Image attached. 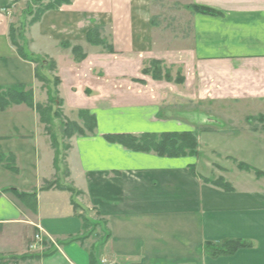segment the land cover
Returning a JSON list of instances; mask_svg holds the SVG:
<instances>
[{"label":"crops","instance_id":"0c3cea01","mask_svg":"<svg viewBox=\"0 0 264 264\" xmlns=\"http://www.w3.org/2000/svg\"><path fill=\"white\" fill-rule=\"evenodd\" d=\"M198 1L215 14L204 18V30L194 21L183 51L158 48L159 28L150 20L158 9L148 0H72L25 28L26 53L55 66L49 74L59 80L65 122L84 130L79 115L86 112L95 129L65 138L64 175H58L38 114L24 104L0 112V258L38 257L15 264H264V178L240 170L246 162L228 151L242 130L256 145L249 152H264V0H191ZM21 3L31 0H0V87L31 89L33 103L44 105L49 94L35 77L36 65L20 59L9 42L10 14L22 13ZM197 29L204 31L202 43ZM198 54H208L202 61L208 97L232 105L233 118L210 120L234 129L230 136L208 130V176L195 156L160 157L106 140L163 133L147 117L148 88L133 90L129 79L154 60L191 72ZM253 122L258 127L250 128ZM219 159L230 160L234 172ZM46 184L52 187L42 190ZM14 192L36 193L35 211ZM231 242L246 247L213 256Z\"/></svg>","mask_w":264,"mask_h":264},{"label":"rangeland","instance_id":"374dc122","mask_svg":"<svg viewBox=\"0 0 264 264\" xmlns=\"http://www.w3.org/2000/svg\"><path fill=\"white\" fill-rule=\"evenodd\" d=\"M54 1L55 0H46L42 5L34 1L29 4V9H27L23 3H21L20 6L17 5L18 8L22 7L23 10L22 13L21 11L18 12L15 10L10 14L11 18L13 17L15 19L14 22L10 21V23L12 22V29L15 31L16 40L14 42L18 45H22L24 42V40H22V38L24 39L23 31H25V28L28 27L27 24L32 19H30L25 13L28 14L31 12L32 16L36 15V11L41 12L47 3L52 4ZM148 1L150 2V5L156 6L158 11L155 12L159 14V16L153 18L150 17V20L153 22L151 24L159 28L154 31L155 34L153 40H160L161 45L159 44L160 47L158 48L162 50L165 49L166 51H183L188 48V40L192 37L194 21L197 22L198 29L203 28L204 30L205 22H203V20L204 18L208 19V10H211L208 5L200 4L199 1L197 3L191 2V0ZM22 14L26 15V17H23L24 15ZM203 30H198V33H196L197 40L201 43L202 40L205 39ZM99 37L100 34L98 35V38ZM99 39L103 40L102 38ZM206 40H208V34ZM180 55L182 56L183 53H180ZM207 57L208 54H198L196 64L191 72H188V69L185 70L183 65L167 66L164 62L155 60L153 62H148L143 66V73H138V76H133L132 79L130 78L129 81L131 82V85H128L133 87V90L139 89L138 87L140 86L148 88L147 96L149 97V104L147 107V117L155 118L161 128H163V133L151 132L143 135L154 136L156 139H159L165 134L192 136L198 142L196 150L197 155H194L196 158L195 161H197V169L202 174L208 176V130L222 129L229 135V132L231 133L234 129L233 124L230 122L228 125L224 124V126L219 125L218 121L211 122L212 119L224 121V117H233L232 105L231 103H228L230 101L220 102L217 100H210L208 97V64L202 63V61H208ZM38 71V77L47 79L49 83L45 84L40 82L42 88L50 89L51 93L54 94L56 88L52 87L54 84L53 79L56 78L51 75L54 72L49 74L50 72H48L46 68L42 69L40 66H38ZM99 75L103 77L104 74L99 73ZM119 80L121 79H118L117 82H120ZM23 89L26 92H30L33 98V91L31 89ZM51 105V101L47 100L46 104L41 106L46 107ZM57 106L59 107V105ZM57 106H52L50 116L53 117L54 111L58 108ZM228 106L229 111L225 110ZM64 119V116H61L60 119L54 120L51 126L44 127L46 130H49L48 134L50 139L53 140L55 144L56 154L58 155L55 159L57 161L58 171L56 172H58V175H64L63 171L65 168L62 163V157H64L63 154L66 151L65 147H67L66 139L63 136V127L65 125ZM249 126L250 128L253 126L258 127V125H254V122ZM86 133L89 132L84 130V134ZM242 134L243 131L241 130L237 133L238 136L235 135L237 138L235 139L234 137L235 142L232 141V146L229 147L228 151L235 156L238 155V158L241 161L246 162L245 165L248 164L254 169L257 168L264 171V152L260 147H256V150L254 151L256 154L254 152L251 154L249 149H252L256 145L252 146L251 141L246 138V135ZM141 137L142 135L134 138ZM234 143H236L235 146ZM220 148L222 149L223 147L220 146ZM182 154L184 155L183 158L192 157L189 155V150H184ZM219 163L229 171L232 170L230 165L232 162H230V160L225 161L219 159ZM232 171L234 172V170ZM105 261L110 263L108 260H102V263L100 264L105 263ZM0 263L15 264L17 261H14V258H0Z\"/></svg>","mask_w":264,"mask_h":264},{"label":"trees","instance_id":"16d2710c","mask_svg":"<svg viewBox=\"0 0 264 264\" xmlns=\"http://www.w3.org/2000/svg\"><path fill=\"white\" fill-rule=\"evenodd\" d=\"M36 1L38 4L40 3L41 5L46 1V0H31V3ZM49 1V0H48ZM72 0H55L54 3L50 4L47 3V5H45L44 9L40 12L36 11V15L32 16V13H25L28 17H30V21L27 24L28 26H32L33 24L37 23L41 16L44 15L45 12L49 11V10H56L59 7H61L62 5H69L70 2ZM30 3V4H31ZM30 8V5L28 4L27 9ZM197 9V8H195ZM215 14V12L213 10H208V15H212ZM25 15V16H26ZM32 16V17H31ZM13 27L10 26L9 29V39H10V43L11 45L15 48L17 55L20 57V59H22L25 62H29L33 65H36V71H35V77L36 79L41 82V83H48L47 79H43V77H38L39 76V71H38V66H40L42 69L46 68L48 72H54L55 70V66L52 63H47L45 61H42L40 58H36L33 57L31 55H29L26 49L27 46V42L24 41L22 43V45H18L16 42H14L15 39V31L12 29ZM92 33V34H91ZM95 30L91 31L88 35H87V39L90 40L93 38L92 35H95ZM22 40H25L22 38ZM21 40V41H22ZM97 40V39H96ZM99 43L102 44V41ZM41 70V69H40ZM54 80V84L52 88H56L59 85V80L53 79ZM48 94H49V99L51 101V106H46V107H42L41 105H35L33 103V98H32V94L30 92H26L24 91V89L20 86L18 87H11L10 88H2L0 87V112L6 110L7 108H9L10 106L13 105H21L24 104L27 107H29L30 109L34 110L35 113L38 114L39 119H40V123H42V125H45V127H49L52 125L54 120L60 119L62 115V113L60 112L61 110L59 109V107L61 106V101L58 100L57 97V91L55 89V93H51L50 89H48ZM59 105V107L57 106ZM52 106L54 107H58L56 111H54L53 113V117L50 116V113L52 111ZM80 118L82 119L83 123H84V130L88 131L89 133H92L93 130L95 129V121L94 118L91 117L88 113L86 112H82L80 113ZM64 127H63V136L66 139H70L74 134L76 135H83L84 134V130L79 128L76 124H73L71 122L66 121L64 123ZM46 133H49V130H46ZM106 140L109 141V143H116L121 145L122 147L134 151V152H143V153H155L157 156L160 157H171V158H179V157H184V155L182 154L184 150H189L190 151V156H196V150H197V142H195V138H193L190 135H177V134H165L163 136H161L159 139L155 138L154 136H148V135H142L141 138H134L132 136H123V135H117V136H109L106 137ZM52 148L54 149V151L56 152V148H55V144L54 141L52 140ZM65 149L67 150V147H65ZM58 155H55V159ZM54 159V160H55ZM55 166L57 168V161L55 160ZM239 169L240 170H245V171H253L255 176L259 177V178H264V174L259 172L258 170H254L252 168H250L249 166L243 164V165H239ZM193 173V170H192ZM52 184H46V187L42 190H46L48 188H51ZM10 192L12 190H9ZM9 191H5V192H9ZM67 191H69L71 193V196L74 197L76 196V194H78L75 190H73L72 188H67ZM14 194L16 195V198H18L26 207L27 210H31L32 212L35 211L36 209V193H33L32 195H25V194H21L19 195L18 193L14 192ZM75 207V206H74ZM73 207V208H74ZM76 209V208H74ZM84 222V226L86 228H88L90 226V222L87 221L86 219H83ZM246 245L245 244H241L239 242H231L228 244V246H226L225 248L218 250V251H214L213 252V256L214 257H218V256H223V255H227V254H232L234 251H236L238 248H245ZM44 256H48V255H44ZM34 258H38V257H33V256H23V257H14V261H25V260H29V259H34ZM3 264V263H0Z\"/></svg>","mask_w":264,"mask_h":264},{"label":"built area","instance_id":"2783aa9c","mask_svg":"<svg viewBox=\"0 0 264 264\" xmlns=\"http://www.w3.org/2000/svg\"><path fill=\"white\" fill-rule=\"evenodd\" d=\"M35 240H36V241H39V240H40V236H39V235H36V236H35ZM103 264H111V263H107V262L105 261V263H103Z\"/></svg>","mask_w":264,"mask_h":264},{"label":"bare ground","instance_id":"6f19581e","mask_svg":"<svg viewBox=\"0 0 264 264\" xmlns=\"http://www.w3.org/2000/svg\"><path fill=\"white\" fill-rule=\"evenodd\" d=\"M102 263V262H101Z\"/></svg>","mask_w":264,"mask_h":264}]
</instances>
